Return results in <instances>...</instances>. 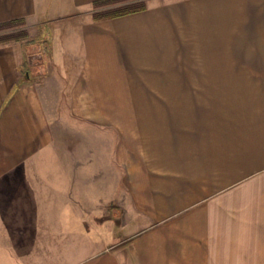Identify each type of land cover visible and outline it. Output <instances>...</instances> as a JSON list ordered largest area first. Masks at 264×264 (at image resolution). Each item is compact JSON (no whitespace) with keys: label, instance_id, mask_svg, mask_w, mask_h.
Instances as JSON below:
<instances>
[{"label":"crops","instance_id":"1","mask_svg":"<svg viewBox=\"0 0 264 264\" xmlns=\"http://www.w3.org/2000/svg\"><path fill=\"white\" fill-rule=\"evenodd\" d=\"M98 1L0 0V264H264V0Z\"/></svg>","mask_w":264,"mask_h":264},{"label":"rangeland","instance_id":"2","mask_svg":"<svg viewBox=\"0 0 264 264\" xmlns=\"http://www.w3.org/2000/svg\"><path fill=\"white\" fill-rule=\"evenodd\" d=\"M131 0H121V1H113L109 2L107 4H103L101 6H96L97 8V13H102L105 11H109L118 7L122 6H128L132 3L136 2H141L148 5V4H154V3H162L166 0H139L135 2H129ZM21 25H16V24H6V25H0V39L4 38H10V37H17L19 43H21V48H22V56L24 59V65L27 66V64H30V67L27 69L26 68V77L27 78H32L35 77L36 73L42 70L41 68H38V65L35 64V62H40L41 59H47V54L43 52V47L39 43L38 37L32 36L27 38L28 36L26 35V31L21 28ZM24 35V36H21ZM9 43V42H7ZM45 51V50H44ZM42 72V71H41ZM23 77H25L23 73ZM108 216H112L114 219H118V212L116 210L112 211L109 213Z\"/></svg>","mask_w":264,"mask_h":264},{"label":"trees","instance_id":"3","mask_svg":"<svg viewBox=\"0 0 264 264\" xmlns=\"http://www.w3.org/2000/svg\"><path fill=\"white\" fill-rule=\"evenodd\" d=\"M113 1L117 2V1H121V0H102V1H98V2L93 3V6L94 7L101 6L103 4H107V3L113 2ZM143 8H144L143 3L136 2V3L130 4L128 6L126 5V6L118 7V8L109 10V11H105V12H103V14L99 13V14L93 15L92 19L95 21L102 20V19H109V18L121 16L124 14L132 13L134 11L142 10ZM6 24L21 25V21H19V20L10 21V22L0 24V25H6ZM21 36H24V35H21ZM17 41H18L17 37H10L7 39L1 38L0 44L7 43V42H17Z\"/></svg>","mask_w":264,"mask_h":264}]
</instances>
